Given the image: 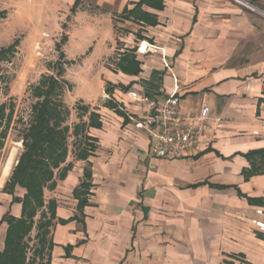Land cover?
<instances>
[{"label": "crops", "instance_id": "crops-1", "mask_svg": "<svg viewBox=\"0 0 264 264\" xmlns=\"http://www.w3.org/2000/svg\"><path fill=\"white\" fill-rule=\"evenodd\" d=\"M251 11L229 0H0V13L33 32L55 22L57 32L68 30L65 59L75 64L87 53L98 74L83 80L106 85L102 105L90 86L80 96L101 127L88 128L92 154L69 155L65 177L55 178L51 264H264V231L253 223L264 220L256 214L264 205L251 201L264 200V174H243L251 167L245 155L264 149V61L242 54L257 37ZM125 57L137 73L123 70ZM130 91L159 101L178 94L182 113L209 105L202 152L152 157L131 121L146 105ZM85 181L91 189L81 209L75 191ZM6 196L0 252L4 216L22 215V204Z\"/></svg>", "mask_w": 264, "mask_h": 264}, {"label": "rangeland", "instance_id": "rangeland-1", "mask_svg": "<svg viewBox=\"0 0 264 264\" xmlns=\"http://www.w3.org/2000/svg\"><path fill=\"white\" fill-rule=\"evenodd\" d=\"M256 11L253 12L256 28L258 29L255 40L245 48L242 54L246 55V61H264V0H249ZM0 17V50L8 48L16 41L17 47L9 53L5 61H0V104L6 105V115L3 125L0 127V202L10 195L8 183L18 165L22 153L25 151L24 138L29 127L34 122L33 106L39 99L34 95V89L41 84L46 77H54L60 82L56 100L61 108L66 110V121L63 127H68L67 135L68 155L73 158L79 152L86 150L88 144L93 143L86 137L87 124L90 121L92 104L87 103L81 93L85 87H89L92 93L101 92L99 105L104 103L105 84L101 80H83L89 73L97 75L96 66L86 64V54L71 64L67 59L61 58V52L66 51L67 43L62 44V51L57 49L62 38L68 30L57 32V22L41 33L31 31L30 27L22 24V19L17 17ZM18 29L19 31H14ZM67 29V28H66ZM58 62L61 64L59 65ZM61 73V74H60ZM97 108V107H94ZM10 118V120H8ZM86 125V126H85ZM85 126L83 129L82 127ZM79 128V135L76 130ZM6 133V137L2 138ZM264 135V132L262 133ZM95 144V143H94ZM79 153V154H78ZM67 161V159H66ZM67 162L56 169L57 180L61 169ZM60 170V171H59ZM55 180V181H56ZM16 195L22 197L25 191L16 188ZM54 193L49 186L44 188L45 207L43 210L47 216L51 215L49 203ZM36 226L26 241L29 245L28 261L34 260L35 264H48L50 250L42 249V243L38 237V225L41 221V212L35 218ZM52 232V228H51ZM51 235V234H50Z\"/></svg>", "mask_w": 264, "mask_h": 264}, {"label": "trees", "instance_id": "trees-1", "mask_svg": "<svg viewBox=\"0 0 264 264\" xmlns=\"http://www.w3.org/2000/svg\"><path fill=\"white\" fill-rule=\"evenodd\" d=\"M146 1V0H145ZM144 2V0H143ZM139 13V11H130V14ZM3 13H0V17ZM67 41V36H63L57 49L62 51V44ZM18 41L9 46L8 48L0 50V61H5L9 53H12L17 47ZM61 58H65L63 51ZM121 63L123 70L130 73L138 72V63L133 57H125ZM128 63L127 66L124 63ZM59 65H61L58 62ZM135 67V70L133 68ZM61 74V73H60ZM60 89V82L54 77H46L41 81V84L34 89V95L37 97L38 102L33 106L34 122L29 127L25 134L24 144L25 151L22 153L18 165L16 166L10 182L8 183V193L13 196V203L22 204V215L20 218H15L7 214L3 218V222L8 223L6 233L5 247L0 252V264H35L34 260L28 261L27 252L29 245L26 238L32 233L36 226L35 218L41 212V221L38 225V237L42 243V249L48 248L50 251L53 248V242L50 238L51 228L56 220V202L51 200L49 209L51 215L48 217L43 210L45 207L44 201V188L49 186L54 189L55 170L60 169L61 165L66 162L68 155L67 135L69 132L68 127H63L66 121V110L61 108L60 103L56 100L57 91ZM1 92V84H0ZM264 102V99L261 100ZM6 105L0 104V127L8 116L6 115ZM99 114L92 112L90 115L89 124H87L86 133L88 128L101 127ZM10 120V118L8 119ZM86 126V125H85ZM85 126L82 128L84 129ZM80 129L77 128L76 134L79 135ZM6 137V133L2 138ZM93 143L88 144V148L79 154L80 159H87L95 150V138L91 136L86 137ZM2 146V144H0ZM246 158L251 164L249 169L243 170L245 179L250 177L264 174V149L254 150L247 153ZM70 165L62 168L60 177H65ZM91 174L86 173V177L90 178ZM20 187L26 192L22 197L16 196V188ZM91 189V184L87 181L83 182L81 189L75 191V195L79 198V208L87 205V195ZM259 205H264V200H251ZM60 223H66L60 220ZM48 264H51L49 261Z\"/></svg>", "mask_w": 264, "mask_h": 264}, {"label": "built area", "instance_id": "built-area-1", "mask_svg": "<svg viewBox=\"0 0 264 264\" xmlns=\"http://www.w3.org/2000/svg\"><path fill=\"white\" fill-rule=\"evenodd\" d=\"M235 4L248 7L245 0H229ZM131 99L146 105L140 117H131L133 128L142 132L151 142L150 155L157 159H183L193 157L202 152L201 136L208 129L211 107L204 105L194 113L180 111L181 97L178 94L155 100L130 91ZM222 123V118L216 119ZM255 132V135H258ZM257 216L264 217L263 210L256 211ZM256 228L264 231V220L253 221Z\"/></svg>", "mask_w": 264, "mask_h": 264}]
</instances>
